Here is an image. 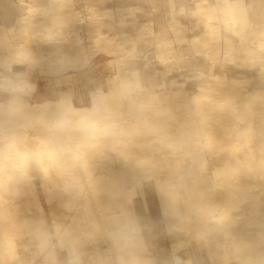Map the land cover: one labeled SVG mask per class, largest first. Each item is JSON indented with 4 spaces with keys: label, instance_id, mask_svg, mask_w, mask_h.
<instances>
[{
    "label": "rangeland",
    "instance_id": "rangeland-1",
    "mask_svg": "<svg viewBox=\"0 0 264 264\" xmlns=\"http://www.w3.org/2000/svg\"><path fill=\"white\" fill-rule=\"evenodd\" d=\"M29 1L14 3L26 13ZM43 1L53 9L0 22V47L9 49L0 50V73L36 86L14 117L25 134L3 128L0 205L13 213L7 227L0 225V264H95L107 254L128 264L125 251L140 264H165L172 255L185 264H264V44H255L264 37L229 35L244 23L240 10H250L249 1L236 0L239 9L233 0H202L187 14L184 6L171 8L165 41L156 45L148 40L153 15L146 1L144 11L141 0ZM111 3L115 9H107ZM108 13L114 17L103 19ZM255 24L264 29V19ZM71 62L99 86H85ZM97 89L109 94L104 121L48 118L46 106L66 94L87 112ZM8 99L0 92V103ZM157 135L192 143L179 157H167L164 145L148 147ZM237 135L243 136L239 150L231 152ZM221 155L227 164L216 162ZM122 158L131 166L121 167ZM203 168L204 174L195 172ZM120 170L142 182L129 202L98 187ZM169 175L175 181L168 185ZM229 188L234 198L226 195ZM127 221L142 227L139 238L117 234L116 225ZM42 246L51 255L40 253Z\"/></svg>",
    "mask_w": 264,
    "mask_h": 264
},
{
    "label": "bare ground",
    "instance_id": "bare-ground-1",
    "mask_svg": "<svg viewBox=\"0 0 264 264\" xmlns=\"http://www.w3.org/2000/svg\"><path fill=\"white\" fill-rule=\"evenodd\" d=\"M248 1H249L248 5L251 6V9L250 10H245V9L240 10L241 11V19L243 20L244 23L243 24L236 23L229 29V33H230L229 35H232L234 38H239V40L246 39V36H254L257 39H259V37H261V36L264 37V29H260V27L255 24L258 21V19H264V9H263L264 1L263 0H248ZM26 2H28V1H26ZM29 2L30 3L26 5L27 7H25V9H28V12L23 13L24 9H22V10L19 9L17 13L20 14L21 16L24 14H36L40 10L43 11L44 13H46V12H49L50 9L52 8L47 4V2H44L43 0H30ZM233 5L236 6V8H239V9L241 8L239 2L236 0H233ZM239 9H238V11H239ZM0 12L4 13L3 18H1V20L8 21L6 24L12 22L13 17L17 14L15 12V10L12 8V6L9 4L8 0H0ZM9 15L11 16L10 18H9ZM104 16L105 17L103 19H107L108 17H114L115 16V18H117L116 19L117 22H118V20L120 22H123V16L124 15H123L122 10L117 9L116 15L113 16V14L108 13V14H104ZM115 18H114V20H115ZM71 19H72V16L68 15L65 18H63L62 22H64V20H71ZM125 19H126V17H125ZM1 38L2 37L0 35V39ZM255 44H256V47H260L261 45L264 44V41L258 40L255 42ZM125 46H126V44H125ZM129 48H131V47H129ZM0 50H3L5 52H9L7 45H5L4 47H0ZM103 50H105V49H103ZM122 52L123 51H121L120 53H122ZM129 52L139 53L140 50L132 48L129 50ZM230 52H231V50H230ZM106 53L107 52H105V55H106ZM224 54H227V51ZM233 57L235 58L234 55H233ZM72 63L78 64L80 66V73H81L80 75L82 76L83 84L85 86H91V85L99 86L98 81L93 80L91 72L89 70L83 68V65L81 63L71 62V64ZM109 67H110V71H113L115 69L114 60H112V59L110 60ZM263 68H264V64H263ZM159 76H160L159 78H161V75H159ZM148 77L151 78L150 75H148ZM122 78H128V77H127V75H123ZM67 83H69V81H67ZM122 92L124 93V90H122ZM247 93H249V92H247ZM5 125L9 128L10 134H14V135H17V133L20 135L25 134V126L23 125L22 122L19 123L16 120V118H14V117L11 119L0 118V144H2L3 141L6 139V135L3 132V128L6 127ZM155 137L156 138H154V140L151 139L150 143L148 142V147H151L152 145H154L156 143L164 145L166 147V150H167V151H165L167 153V157H179V154L183 153V150L185 149V147H187V151L190 149V145L192 143V141L185 140V139L167 141L165 138H163L161 136L157 135ZM242 137L243 136L237 135V137L234 138L233 142L229 144V146L233 145V147H231L228 150H230L231 152L239 150V146H240L239 142L241 141ZM117 149H119L122 152H125L127 150V149H123V148H117ZM24 161H25L26 165L28 163H30L31 165H34V167H36L37 173H39L41 171V167H37L36 162L34 160H32V158L25 157ZM131 161L132 160H130V158H122V160L120 162L123 165L121 164V167L126 166V164L128 166H131V163H130ZM133 162L136 163L135 165L140 164L139 160H136ZM216 162H222L224 164H227V161H224V157L222 155L217 157ZM230 162H234V161H230ZM206 170L204 168L203 169H196L195 172L198 174H204ZM167 177H169L171 179L166 180L164 182L165 184L169 185L170 183L175 181V179H173V177L171 175H169ZM167 177H165V178H167ZM124 182L131 183L132 188L126 187L124 185ZM147 182L149 183V181H147ZM154 182H155V180H154ZM136 183L142 184V182H139L138 179L136 181H134L132 179V177L126 175L124 172L122 173V171L120 170L119 172H116V174L111 176V177L101 179L100 185L98 187L100 190L104 191V193H106L112 199H115V200L117 199V200L122 201V202L123 201L129 202V201H131L130 199L132 198V196H134V195L136 196V194L138 195V193H140V191H135L136 187L138 186ZM155 183L158 184V182H155ZM226 195L230 198H234V196H236L237 194H235L234 190L229 188L228 191L226 192ZM186 203L187 202L184 201L181 204V207L182 208L186 207L187 206ZM3 207H5V208H3ZM85 207H86V210L88 212L93 211V209H92L93 207L92 208H90L88 206H85ZM165 207H166L165 212L169 213L171 204L166 202ZM115 209H121V211L126 210L125 207H121V206H117V207H115ZM258 211H259V209H258ZM12 213H13V210L11 209V207H8V206H5L4 204H1L0 205V225H5L7 227L9 225V222L6 219L8 217H10L12 215ZM260 213L264 214V209L261 210ZM64 217H65L64 220H68L67 215H64ZM38 251L40 253H43V254H50V247L49 246L38 247ZM122 257L125 258V260L127 261L128 264H132L134 262L136 264H140L142 262L141 258L136 259L135 256H132L129 253V251H125V253H124V255H122ZM95 260H96L94 262L95 264H119L118 261L115 260L109 254L105 255L103 257V260H97V259H95Z\"/></svg>",
    "mask_w": 264,
    "mask_h": 264
},
{
    "label": "clouds",
    "instance_id": "clouds-1",
    "mask_svg": "<svg viewBox=\"0 0 264 264\" xmlns=\"http://www.w3.org/2000/svg\"><path fill=\"white\" fill-rule=\"evenodd\" d=\"M4 69L11 72L12 65L5 64ZM35 91L36 86L22 77L17 76L13 79L0 73V92L9 98L6 103H0V118L15 117ZM108 95L103 89H97L88 105V111L84 112L77 108L72 97L66 94L46 106L48 118L54 123L67 119L82 121L84 124L102 122L109 112ZM116 227L117 234L125 240L139 238L142 234V227L135 221L118 223ZM165 264H185V261L179 255H172Z\"/></svg>",
    "mask_w": 264,
    "mask_h": 264
},
{
    "label": "crops",
    "instance_id": "crops-1",
    "mask_svg": "<svg viewBox=\"0 0 264 264\" xmlns=\"http://www.w3.org/2000/svg\"><path fill=\"white\" fill-rule=\"evenodd\" d=\"M9 4L12 6V8L15 10V12L17 13L19 9H17V6L14 3V0H8ZM112 1V0H111ZM110 1V2H111ZM146 1L147 6L150 8L148 10L149 15H153V17H150L149 19H151V23H152V30H151V36H149V43H153L154 45L159 44L162 41H165V39H163V35L161 34L162 31H164V28H167V18L165 17L166 15H168L167 11L170 12L171 8H174L176 11L180 10L181 6L185 7V14L190 13V12H194V5L197 4V2H200L202 0H183L181 2V0L177 1L174 0V3H172L170 0H167L168 3L166 4V0L162 2V4H153L150 2V0H141L140 1V9L142 11H144V3ZM148 1V2H147ZM115 4L111 3L109 6H107V9H115ZM17 9V10H16ZM145 14H147V11L144 12ZM3 14L0 12V22L3 23H7L8 21L6 20H1V18H3ZM180 21H182V18L179 17L178 18ZM157 70V69H156ZM155 70V71H156ZM150 76L151 73L150 71H148ZM153 75V74H152ZM154 76V75H153Z\"/></svg>",
    "mask_w": 264,
    "mask_h": 264
}]
</instances>
